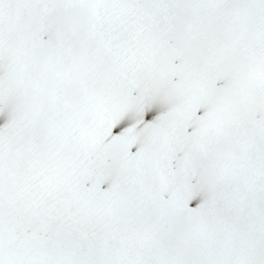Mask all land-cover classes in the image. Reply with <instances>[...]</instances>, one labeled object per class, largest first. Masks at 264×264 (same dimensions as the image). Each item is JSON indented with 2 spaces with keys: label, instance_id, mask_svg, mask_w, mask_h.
<instances>
[{
  "label": "snow or ice",
  "instance_id": "6c2138e0",
  "mask_svg": "<svg viewBox=\"0 0 264 264\" xmlns=\"http://www.w3.org/2000/svg\"><path fill=\"white\" fill-rule=\"evenodd\" d=\"M0 264H264V0H0Z\"/></svg>",
  "mask_w": 264,
  "mask_h": 264
}]
</instances>
